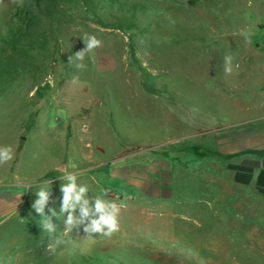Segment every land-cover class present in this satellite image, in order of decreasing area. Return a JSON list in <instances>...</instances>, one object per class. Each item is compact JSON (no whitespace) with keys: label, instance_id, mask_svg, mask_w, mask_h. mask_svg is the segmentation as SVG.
<instances>
[{"label":"rangeland","instance_id":"obj_1","mask_svg":"<svg viewBox=\"0 0 264 264\" xmlns=\"http://www.w3.org/2000/svg\"><path fill=\"white\" fill-rule=\"evenodd\" d=\"M18 7L41 17L48 49L0 97V145L15 150L0 264H264V0H74L46 17L0 0L1 29ZM84 33L103 43L77 70ZM61 168L119 198L118 233L90 242L81 227L46 251L31 205L51 180L59 211Z\"/></svg>","mask_w":264,"mask_h":264},{"label":"clouds","instance_id":"obj_2","mask_svg":"<svg viewBox=\"0 0 264 264\" xmlns=\"http://www.w3.org/2000/svg\"><path fill=\"white\" fill-rule=\"evenodd\" d=\"M242 35L246 40L248 39V32H244ZM80 38L85 47L70 56L68 62L69 66L74 64L77 70H84L86 65L83 61L86 55L94 53L95 49L101 47L103 42L97 36L89 33H84ZM223 63L225 74L230 75L233 72V57L226 55L223 58ZM235 67L238 68L239 65ZM70 83L78 85L80 83L79 76L73 75ZM14 158L15 150L11 145H0V166L11 162ZM58 170L63 173L58 177L62 181L59 211L56 207H49L52 201L51 180L36 186V199L31 205L34 212L40 217L39 227L42 229V233H46L48 236L46 251L55 253L56 249L65 242L63 236L71 234L74 229L79 231L81 227L86 234L84 237H87L90 242H95L94 234H99L100 237H111L118 233L120 231V212L124 206L123 203H117L119 198H107L106 190L103 195H89V186L78 182V173L69 172L64 168ZM54 218L62 221L64 225L62 230L54 222Z\"/></svg>","mask_w":264,"mask_h":264},{"label":"trees","instance_id":"obj_3","mask_svg":"<svg viewBox=\"0 0 264 264\" xmlns=\"http://www.w3.org/2000/svg\"><path fill=\"white\" fill-rule=\"evenodd\" d=\"M74 0H34L36 8L45 10L43 17L52 15L64 4ZM94 3V0H90ZM41 17L26 7H18L6 22V30L0 28V97L12 86L17 73L32 64L35 59L34 50L48 49V33L42 27ZM121 21L123 19H120ZM97 25L102 28H116L124 30L126 26L120 22L116 27L98 20ZM130 57L138 64L134 42H130ZM143 70V66H141Z\"/></svg>","mask_w":264,"mask_h":264}]
</instances>
